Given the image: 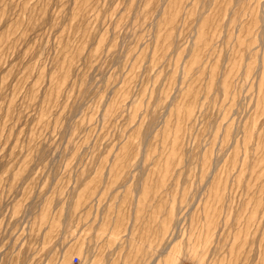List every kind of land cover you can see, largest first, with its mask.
<instances>
[{
  "label": "rangeland",
  "instance_id": "rangeland-1",
  "mask_svg": "<svg viewBox=\"0 0 264 264\" xmlns=\"http://www.w3.org/2000/svg\"><path fill=\"white\" fill-rule=\"evenodd\" d=\"M0 264H264V0H0Z\"/></svg>",
  "mask_w": 264,
  "mask_h": 264
},
{
  "label": "built area",
  "instance_id": "built-area-1",
  "mask_svg": "<svg viewBox=\"0 0 264 264\" xmlns=\"http://www.w3.org/2000/svg\"><path fill=\"white\" fill-rule=\"evenodd\" d=\"M75 260L78 261V256L75 255Z\"/></svg>",
  "mask_w": 264,
  "mask_h": 264
}]
</instances>
